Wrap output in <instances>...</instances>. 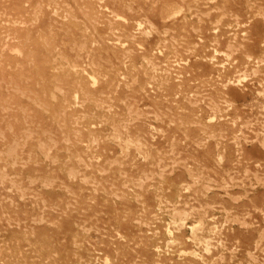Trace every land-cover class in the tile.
<instances>
[{
	"label": "rangeland",
	"instance_id": "rangeland-1",
	"mask_svg": "<svg viewBox=\"0 0 264 264\" xmlns=\"http://www.w3.org/2000/svg\"><path fill=\"white\" fill-rule=\"evenodd\" d=\"M0 264H264V0H0Z\"/></svg>",
	"mask_w": 264,
	"mask_h": 264
}]
</instances>
